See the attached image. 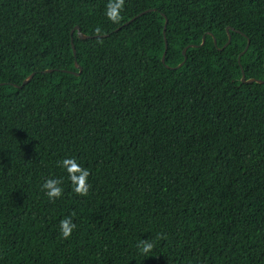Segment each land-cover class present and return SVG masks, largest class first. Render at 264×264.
Wrapping results in <instances>:
<instances>
[{"label":"trees","instance_id":"trees-1","mask_svg":"<svg viewBox=\"0 0 264 264\" xmlns=\"http://www.w3.org/2000/svg\"><path fill=\"white\" fill-rule=\"evenodd\" d=\"M104 3L0 0V264H264V0Z\"/></svg>","mask_w":264,"mask_h":264},{"label":"clouds","instance_id":"clouds-1","mask_svg":"<svg viewBox=\"0 0 264 264\" xmlns=\"http://www.w3.org/2000/svg\"><path fill=\"white\" fill-rule=\"evenodd\" d=\"M125 0H105L103 15L111 22L120 20L124 9ZM101 31L100 27L95 29ZM57 165L64 172V176H49L44 179L41 188L50 200L58 199L63 194L64 180L70 183L72 191L80 196H84L91 188L89 169L85 167L75 156L66 155L57 161ZM77 225L71 215L65 216L59 221V234L62 238H69ZM141 254L149 253L153 248V243L147 239H140L136 245Z\"/></svg>","mask_w":264,"mask_h":264},{"label":"water","instance_id":"water-1","mask_svg":"<svg viewBox=\"0 0 264 264\" xmlns=\"http://www.w3.org/2000/svg\"><path fill=\"white\" fill-rule=\"evenodd\" d=\"M149 11H151V10H148V11L142 13V14H145V13H147V12H149ZM167 22H168V20H167V18H165L164 34H165V32H166ZM75 30L77 31V35H78V37H79L80 39L85 40V39L90 38L89 36L83 34L78 26L75 27V29L71 32V34H73V32H74ZM227 34H228V41H227V43L222 47V49L226 48V47L230 44V42H231V38H232V37H231V29H230L229 27L227 28ZM243 35H244V34H243ZM204 43H205V38L203 37V40H202V43L200 44V46H203ZM215 45H216V40H215ZM249 45H250V41L248 40V45L246 46L244 52H242V54L239 56V60H238L239 63H240L241 56H242V55L248 50ZM191 46L196 47V46H198V45H191ZM72 48H73L74 56H76V49H75V45H74L73 43H72ZM167 49H168V44H167V41H166V51H165V53H164V55H163L162 62H165ZM187 49H188V47L185 48V49L183 50V55H184V57H185L184 62H182V63H181L176 69H178V68H180V67H182V66L184 65V63H185V61H186V58H187V57H186V51H187ZM75 66H76V68L79 70V72H78V73H74V74H76V75L79 76V75L81 74L82 68H81V66H80L77 62H76V64H75ZM51 72H53V70H46V71H44V73H51ZM67 72H68V73H73V72H70V71H67ZM34 75H35V74L33 73V74H31L30 76H28L27 79H25V80L23 81V84H22L21 86L27 84V83L33 78ZM241 81H242L243 83H254V82H255V83H263V82H264V81H262V80H257V79H254V78H253V79H248V80H247L246 77H245V73H244L243 70H242V78H241Z\"/></svg>","mask_w":264,"mask_h":264}]
</instances>
